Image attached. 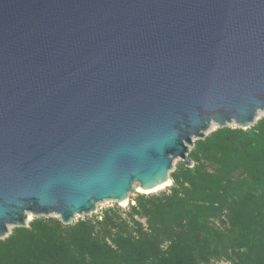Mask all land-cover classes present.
<instances>
[{"label": "water", "instance_id": "obj_1", "mask_svg": "<svg viewBox=\"0 0 264 264\" xmlns=\"http://www.w3.org/2000/svg\"><path fill=\"white\" fill-rule=\"evenodd\" d=\"M261 114L264 0H0V240L172 186Z\"/></svg>", "mask_w": 264, "mask_h": 264}, {"label": "trees", "instance_id": "obj_2", "mask_svg": "<svg viewBox=\"0 0 264 264\" xmlns=\"http://www.w3.org/2000/svg\"><path fill=\"white\" fill-rule=\"evenodd\" d=\"M172 186L65 226L34 218L0 240V264H264V117L217 129Z\"/></svg>", "mask_w": 264, "mask_h": 264}, {"label": "bare ground", "instance_id": "obj_3", "mask_svg": "<svg viewBox=\"0 0 264 264\" xmlns=\"http://www.w3.org/2000/svg\"><path fill=\"white\" fill-rule=\"evenodd\" d=\"M170 185H171V182L169 181V182H167V183H165V184H163V185H160V186H158V187H156V188H154V189H152V190H149V191H143V190L140 189L138 186H136V188H137V191H138L139 193H148V194H152V193H158V192L164 191V190H166ZM120 205H121L122 207H127V206L129 205V202H128V201H127V202H123V203H121Z\"/></svg>", "mask_w": 264, "mask_h": 264}, {"label": "rangeland", "instance_id": "obj_4", "mask_svg": "<svg viewBox=\"0 0 264 264\" xmlns=\"http://www.w3.org/2000/svg\"><path fill=\"white\" fill-rule=\"evenodd\" d=\"M261 117H263V115L261 114L260 115V117L259 118H261ZM213 129H214V127H213ZM180 160H177L176 161V163H175V165L179 162ZM136 195H132L131 197H135ZM117 203H115V202H105V203H103V204H101V205H99L98 206V208H97V213L96 214H98V213H100L103 209H106V208H108V207H112V206H115ZM95 215V214H94ZM78 219H80V218H77V220ZM218 264H226V263H218Z\"/></svg>", "mask_w": 264, "mask_h": 264}]
</instances>
